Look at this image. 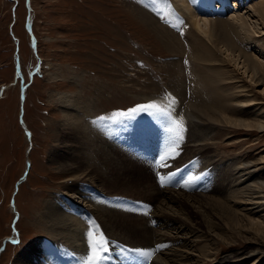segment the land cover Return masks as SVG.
<instances>
[{"label": "rangeland", "instance_id": "obj_1", "mask_svg": "<svg viewBox=\"0 0 264 264\" xmlns=\"http://www.w3.org/2000/svg\"><path fill=\"white\" fill-rule=\"evenodd\" d=\"M200 1L209 3L207 0H199L198 3ZM256 1L211 0L215 9L205 13V7L188 0L200 14L220 18L230 16L232 10L237 8L246 12ZM178 3V0H0V264H14V259L34 240L48 246L55 244L61 250L65 248V242L57 244L59 238L54 237L47 223H42V215L46 200L67 201L64 192H67L68 186L65 185L68 184L65 179L75 174V170L60 169L51 156L54 151L66 154V149L71 148L70 144L74 142L66 133L68 129L71 128L69 131L73 130L79 138L88 137V134L93 136L100 129L117 144L126 146L124 136L133 142V146L138 140L130 137H138L148 149L156 152L164 149L163 153L168 156L183 155L189 149L186 145L188 140L181 135V131L172 146L167 141L170 136L167 129L169 126L176 128L174 123L166 125L167 139H164L165 133L160 125L153 122L154 119L166 120L150 115L155 109L138 110L135 114L130 110L154 103L171 114L170 122L175 119L179 121L177 114L186 119L192 104L204 99L205 90L210 92L205 80L207 76L211 78L209 75L214 77L220 89L215 88L222 92L225 91L224 86L229 92L243 84L247 90L243 87V94L246 96L248 92L246 97L253 99L254 103L245 104V100L234 103L225 93L229 98L228 105L233 103L235 107L227 106L228 112H225L232 118L256 120V112L264 107V83L252 80L241 63L231 59L225 49L219 54L222 63L217 65L210 66L209 62L205 64L200 59L194 60L193 53L202 48L204 39L207 42L211 40L192 24L185 8ZM150 14L156 19L154 23L150 22ZM247 14L252 32L238 34L239 46L254 54L264 65V19L252 10ZM158 22L165 28L160 27ZM191 49L193 52L190 54ZM215 66L220 70L217 71ZM261 71L264 74V68ZM231 76L234 77L233 81H229ZM63 92L75 97L73 104L61 101ZM239 98L245 99L243 95ZM22 107L24 122L31 131V142L21 122ZM119 113H127L128 118L119 116ZM140 115H150V121L129 123L132 117ZM102 116L115 117V120L107 119L100 123L98 118ZM68 120H77L76 123L72 121L73 129L66 123ZM112 122L119 123L120 130H115ZM181 122L180 118V125ZM215 123V131L202 141L204 154L215 159L212 163L216 166L215 174L227 178L229 172L237 167L243 168L254 162L258 168L256 176L264 179V130L248 129L232 122ZM90 147L88 160L93 158L94 152L93 146ZM124 152L142 166L139 167L140 175L138 170L135 171L137 177L142 175L139 187L125 186L126 190L120 184L122 180L113 183L110 180L105 185L108 183L107 187L114 190L106 191L99 188L98 179L90 180L86 175L82 181L84 185L89 183L91 187H85L93 189L95 194L104 196L110 193L126 196L135 204L144 203L145 209H142L116 201L122 208L128 209L129 214L125 215L130 219H139L148 211V203L153 196L147 184L156 189L154 183L163 153L158 163H154L145 159L137 145ZM190 163L175 168H181L188 175L182 182L183 186L188 187L199 181L194 170L202 164L198 161L194 167ZM135 165V162L130 163V169H138L139 165ZM211 173L214 177L212 169ZM82 181L78 179L77 183ZM201 182L197 183L194 191L208 192L214 188L212 179L205 178ZM211 191L208 192L210 199H204L211 200L208 205H204L206 202L203 205L192 204L195 196H185L191 199V204L188 203V208L182 206L187 209L184 210L188 221L187 227L180 230L188 243L186 246L177 245L176 251L186 254L189 250L198 254V258L204 257V253H215L209 260L216 262L233 250H245L264 242V228L251 224L249 219L259 217V211L245 209L239 197L232 196L234 194L226 198ZM86 223L90 224V220L83 222L84 225ZM86 225L94 233L89 239L100 243L99 221L95 223L96 227ZM156 225L159 224H153L154 227ZM127 254L108 252L104 262L114 260V264H122V258ZM254 259L233 257L228 264H252ZM255 263L264 264V259Z\"/></svg>", "mask_w": 264, "mask_h": 264}, {"label": "bare ground", "instance_id": "obj_2", "mask_svg": "<svg viewBox=\"0 0 264 264\" xmlns=\"http://www.w3.org/2000/svg\"><path fill=\"white\" fill-rule=\"evenodd\" d=\"M178 1L180 2L178 4L185 8V12L191 19L192 24L211 40V42H207V40L205 41L204 39V42L201 43L202 48L197 51L196 54L193 53V55L195 56L193 58L194 60L200 59L205 64L206 62H209L210 66H212V64L217 65L221 62V57L219 54H221V52H223L222 50L225 49V52H227L228 56L232 57L231 59L241 63L244 71L250 75L252 80L264 83V74L261 71V69L264 68V65L256 59V56L254 54L248 53L246 50L239 46L237 37L241 32H246L247 34H250L252 32V24L249 21V14H247V12L252 10L255 14H258L261 19H264V0H257L252 4V6L250 5V8L247 9L246 12H241V9L239 10V8H237L238 10L233 9L232 14L226 18H220L217 16L209 17L208 14H200L198 11H196L197 9H195V7L188 2V0ZM198 1L199 0H194V3L199 5V7H205V13H209L211 9H215V5L213 6L211 0H207L209 1V3H202L201 1L200 3H198ZM234 4L237 5L238 3ZM142 13H144L143 10ZM155 21L156 19L151 15L150 22L154 23ZM158 25L165 28L164 25H161L160 23ZM182 46L184 47L183 43ZM190 51L191 54L193 51L192 49ZM222 66L223 65H221V67ZM215 67L217 71L220 70L218 66ZM209 77H211L212 79L208 78L207 76L205 80L209 85L210 92H207L204 89V99H200L201 102H194L192 104V109H188L189 115L185 117L186 119H184V117L182 118L178 114L176 115L178 116L177 118H179V122L180 118L182 120L181 130L178 128L177 131H181V135L187 138L188 141H186V145L189 149V152H186V149L184 151V154L180 156H176L175 154H169L168 156L167 154H165V152H162L163 159H161V162L159 161V173L158 175H156V183H154L156 184V189L150 188V185L147 184V188L150 190L151 197H153L148 203V211L141 215L139 219H130L129 216L125 215V213L129 214V211L127 208V210L124 209L125 207L122 208V203H120L122 204L121 207L118 203H116V201L114 202L117 205L109 202L104 197H99V195H103L101 193L95 194V192L92 191L93 189L90 188L91 186L88 185L89 183H87V185H84L85 182L82 181L83 179H86V175L90 180L91 178L95 180L98 179L97 182L100 185L99 188L106 191L114 190H111L109 189L110 187H107L108 183L107 185H105V182H108L110 180H112V183L114 181L122 180L120 184L124 188L125 186H131L134 188L139 187V185L142 184V180L140 179L142 178V175L140 177H137V173H139L140 175V168L142 166H140L137 160H133L132 158H130L132 157L131 155L129 157L126 152H124L125 150L128 152V148L130 150L134 149L135 145L133 146V142H131L124 136L123 139L127 142L128 147L125 144H117L115 141L110 139L104 131H101L100 129L99 132L97 130L95 134L93 133V136H91V134H88V137L85 136V138H79L77 133H74L73 130L69 131L71 128L66 126L67 128H70L68 129V131H66V133L70 137V141H73L74 143L70 144V149H66V154L60 151H58L59 153H57V151H54L52 153L51 159L55 163H57L60 169H73L75 170V174L66 177L65 179L66 184H68L65 185L68 186L67 192H64L67 196V201L65 200V202H56L54 200H46L44 202L45 204H43L44 212L42 215V217L44 218L42 223H47L49 230L54 234V237H56V239L59 238L60 241L57 240V242L59 241V243L57 244H62L61 241L65 242V246H63L65 248L61 250L59 249V246L57 247L55 244H53V246H48L49 244H42L40 240H34L30 243L29 248L19 253L17 258L14 259L15 261L13 263L87 264L88 258L93 253L89 243L90 236L89 231L87 230L89 228H87L86 224V226L83 224V215H88L87 217L90 216L91 219L94 217L96 221H99V227L101 228V233L104 237H106L107 239H110L111 237L118 239L112 240L113 242L109 245L111 249L109 252L125 254L127 253L126 250L128 249H140L145 252H151L152 255L149 257H142L128 252L127 255L129 257L137 258L142 264H228L230 262V259L233 257H241L242 259L255 257L254 261L252 262V264H254L256 261H259L262 258L264 259V242L252 245L250 248L245 250H233L232 252L219 257L216 262L209 260L213 258L215 253L214 255L204 253V257L198 258V254H195L189 250L186 251V254L176 251L179 247L177 245L184 244L183 246H186L188 243L185 236L180 230L183 227H187L188 220L186 219L187 212L185 211L187 209L185 208L187 207L188 203L191 204V201H189L190 198H186L185 196H195V198H193L192 204L197 203L199 205L206 202L204 205H208L211 201L204 200L206 199V197L210 196V193L208 192H210L211 190H207L208 192H204V190L194 191V188L198 187L197 183L204 181L205 178L208 180H213L212 184L214 185V188L211 192L216 193L215 195L218 194L222 197L227 198V196L234 194L232 196L239 197L238 199H240V203L244 204L245 209L249 211H259V217H250L249 219L251 221V224L261 226L260 228L262 229L264 228V179H260L258 176H256L258 171V168H256L257 166L255 165L256 163L253 162L248 166L245 165V167H243V165V168H240L239 166L237 167V169H234V171L232 170V172H229L227 178H221L220 174H215L216 166L214 167V164L212 165L215 159L204 154L203 148L205 145H203L202 142L203 139H206V137H208L212 131H215L214 129L217 126L215 122H232L237 126H243L248 129L258 128L260 130H264V107L262 106V109L259 111L260 107L258 106L257 111L259 112H256V120H245L243 118L230 117V115L227 114V106L234 107V104L232 103L231 105V103H229L228 105V96L231 97V100H233L234 103L240 100H245V104L248 102L249 104H252L254 103V100L246 97L248 92H246V96L243 94V84V86H235L236 89H233L229 92L226 91L224 86L223 88L225 91L222 92L218 90L219 87L216 84L217 81L214 80V77H212L211 75H209ZM230 78L231 80L229 81H233L234 77L231 76ZM225 93H227L228 96L224 95ZM241 95H243L245 99H240L239 96ZM60 97L63 103L69 105L73 104V99L75 98L74 96H71V94H66L64 92ZM72 121L73 120H68L66 123H69V126H71L73 129V123H76L77 120L75 122L73 121V123ZM164 123L168 126L171 125L169 120H166ZM174 125L176 124L174 123ZM160 127L162 130H164L163 126ZM175 127H177V125ZM165 138L167 139L166 129L164 139ZM176 139V132H172L170 133L169 140L167 141H169L172 146ZM29 141L31 142V138H29ZM90 145L93 146L92 150L94 152L91 151L93 152V158L91 160H88L87 153L91 150ZM60 149L62 150L63 147H60ZM139 151L144 155L146 154L144 148L142 147H139ZM202 154H204V157ZM132 155L134 156V158H136V155ZM160 155L161 154H159L158 159L160 158ZM153 158L155 159L156 157L153 156ZM158 159L156 163H158ZM178 161L182 163H178ZM198 161L202 163L201 167L199 166V168L197 170H194V172L197 173L198 176H196V180L199 179V181L195 182L192 187L183 186L185 178L188 176L187 174L185 175L184 171L181 178H179L177 182L178 176L175 173L180 170L182 171V169L175 168L182 164L188 166L191 164L190 162H192L193 166L195 167V163L197 164ZM262 161L264 162V160ZM132 162H135L136 165H139L138 169H130L132 167L130 166V163ZM140 163L142 162L140 161ZM104 166L105 169H103ZM164 168L170 170H165ZM110 169L112 170L110 171ZM211 169L214 171V177L212 176L213 172L211 173ZM137 170L138 172L136 173L135 171ZM78 171L80 173H78ZM132 171L134 172V174L132 173ZM78 179H81L82 182L77 183ZM161 180L163 181V187L162 185H160ZM109 184H111V182ZM85 186L90 187L86 188ZM179 188H181V190ZM190 191L192 192L186 194V192ZM116 193L127 194L125 192ZM84 206L87 208H84ZM182 206H186L184 207L185 210L182 208ZM154 223H158L159 225H156L157 227H154ZM41 226L43 227V225ZM43 228L45 229V227ZM89 230L91 231V229ZM92 231L95 232V230ZM41 241L44 242V240ZM122 249L125 251H122ZM157 252L158 254L156 255ZM194 255L195 257H193ZM202 255L203 254H201V256ZM76 257L81 258H78L76 260ZM124 262L127 261H124L123 257L122 264ZM105 263L114 264V260H109Z\"/></svg>", "mask_w": 264, "mask_h": 264}, {"label": "snow or ice", "instance_id": "obj_3", "mask_svg": "<svg viewBox=\"0 0 264 264\" xmlns=\"http://www.w3.org/2000/svg\"><path fill=\"white\" fill-rule=\"evenodd\" d=\"M149 109H155V111L152 112V115L154 116H158V117H162L166 120H170L171 114L166 112L165 109L160 108L158 105L156 104H149V105H140L137 108H133L130 110L131 113L135 114L138 110H142V111H147ZM119 116H122L124 118H128V114L127 113H119ZM107 119H113L115 120V117H99L98 121L100 123H103L105 120ZM119 122V121H116ZM95 123V122H94ZM170 123H175L177 125L176 128L169 126L168 127V131L170 133L172 132H176L177 136L179 135V132L177 131V129L179 127H182V125H180L179 121H171ZM161 159H163V157H161ZM89 236L92 237L93 233L90 231L89 232ZM100 243H96L94 241V239H90L89 243H90V248L92 250V255L88 258L87 264H102V261L105 260L107 258V253L111 250L109 245H110V241L107 240L106 237L103 236V234H100ZM122 251H125L122 249ZM129 253H134L136 255L142 256V257H149L152 255L151 252H145L143 250L140 249H128L126 250Z\"/></svg>", "mask_w": 264, "mask_h": 264}, {"label": "water", "instance_id": "obj_4", "mask_svg": "<svg viewBox=\"0 0 264 264\" xmlns=\"http://www.w3.org/2000/svg\"><path fill=\"white\" fill-rule=\"evenodd\" d=\"M23 107H22V109H21V122H22V124H23V126L26 128V131H27V133H28V137H30V135H31V131L26 127V124H25V122H24V119H23Z\"/></svg>", "mask_w": 264, "mask_h": 264}]
</instances>
